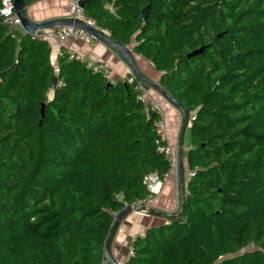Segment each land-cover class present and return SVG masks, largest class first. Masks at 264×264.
I'll use <instances>...</instances> for the list:
<instances>
[{"label":"trees","instance_id":"16d2710c","mask_svg":"<svg viewBox=\"0 0 264 264\" xmlns=\"http://www.w3.org/2000/svg\"><path fill=\"white\" fill-rule=\"evenodd\" d=\"M85 11L195 114L184 214L138 236L128 264H264V0H92ZM15 28L0 25V264L107 263L116 215L149 195L148 175L171 170L159 115L84 63L59 57L56 72L48 40Z\"/></svg>","mask_w":264,"mask_h":264},{"label":"crops","instance_id":"0c3cea01","mask_svg":"<svg viewBox=\"0 0 264 264\" xmlns=\"http://www.w3.org/2000/svg\"><path fill=\"white\" fill-rule=\"evenodd\" d=\"M27 12L29 18L33 21L43 22L68 17L69 5L67 0H29ZM21 32L22 31H19V33ZM48 43L51 49V60L55 66V70H58L59 51L70 50L79 54L89 63H107L109 66L108 79L112 82L125 81L131 72L129 66L120 58L118 53L101 41L94 40L92 42H87L82 39H67L63 44L55 40H48ZM132 55L141 71L153 82L160 85L161 74L155 70L153 65L141 56V54L133 50ZM151 95L163 110L167 126L168 143L174 147L179 144L180 138L178 141L177 138L179 131L181 135L183 113L180 109L170 104L157 91L151 89ZM184 149L186 150L183 154V175L184 181L187 182L190 177L187 162L189 145L186 146L184 144ZM174 150V153H176V147H174ZM178 190L176 169H173L170 171L166 181L154 187V192L156 194L151 203V209L158 213H162V215H144L140 212H136L129 215L121 223L110 247L111 254L117 262L123 264L126 261L129 250L136 237L144 236L146 231L151 227L167 223L169 217L173 213H177L181 210L182 200L180 197V190L177 192Z\"/></svg>","mask_w":264,"mask_h":264},{"label":"water","instance_id":"95a60500","mask_svg":"<svg viewBox=\"0 0 264 264\" xmlns=\"http://www.w3.org/2000/svg\"><path fill=\"white\" fill-rule=\"evenodd\" d=\"M92 0H81L80 5L83 8H86L87 4ZM14 2V11L17 14L18 18L21 21L22 29L24 34H30L32 36H38L42 31L54 29L61 26H74L78 29L84 30L91 35L94 36L95 40L101 41L104 44L112 46L120 58L129 66L131 71L141 80L146 82L151 88L157 91L163 98H165L170 104L175 106L176 108L180 109L183 113V123L181 127V135L178 144L177 150V167H176V174H177V185L180 190V197L182 200L181 210L177 213H173L169 218L175 219L176 217H180L184 214L185 209V188H184V175H183V154H184V140L189 129L190 123V111L189 109L181 104L178 100H176L172 95H170L163 87L153 82L151 79L145 75L139 66L136 64L135 59L132 55V50L130 47L124 45L119 41H115L109 33L105 31H101L100 29L93 27L86 22L74 19L71 17H62L57 19H52L43 22H36L29 18L27 8H28V0H13ZM151 6H146L141 11V21L142 23H146ZM227 34V33H225ZM222 34H219L218 37H221ZM207 49V46H203L188 55V58H193L198 55L204 53ZM59 79L57 76L53 77L52 79V86L53 89L58 87ZM113 84L112 82L109 85ZM45 114V104H42L41 108V116L43 117ZM42 124V119L40 121V125ZM146 211L148 214L151 215H158L161 216L162 213H158L155 210L147 209L145 206H137L136 204L128 205L124 209H122L117 215L115 222L105 240L104 244V255H105V262L108 264H119L111 254L110 246L113 238L116 235V232L121 225V223L131 214Z\"/></svg>","mask_w":264,"mask_h":264},{"label":"built area","instance_id":"2783aa9c","mask_svg":"<svg viewBox=\"0 0 264 264\" xmlns=\"http://www.w3.org/2000/svg\"><path fill=\"white\" fill-rule=\"evenodd\" d=\"M69 5V16L74 19H79L87 24L96 27L103 31L96 22L86 14L85 8L80 5L81 0H67ZM0 25H6L10 27L22 28L21 21L18 18L17 14L14 11V2L13 0H3L2 7L0 8ZM34 38H40L45 40H55L60 44H63L67 39H82L87 42H92L95 40L94 36L90 33L78 29L74 26H61L50 30L42 31L38 36H33ZM67 56L68 60H76L81 63H84L87 68L92 69L94 72L101 73L104 77L108 78L109 75V66L107 63H89L84 58H82L79 54L74 53L70 50H60L59 57ZM58 72V70H55ZM112 82V81H111ZM126 84L132 86L137 93V100L142 102L147 108L151 109L153 112L159 115V119L155 121V129L159 136V140L157 143L166 142L164 145H160L157 149L158 154H162L168 161L170 169H176L177 167V150L178 146H176V153H174V147H172L168 143V135H167V126L164 119V113L159 103L154 99L151 95V88L146 82L139 79L133 71L130 72L129 76L124 81ZM113 84H117L116 82H112ZM154 90V89H153ZM195 119V114L190 113V123ZM170 170V171H171ZM170 171L165 174L163 177L160 176L158 171H155L148 175L145 179L147 188L149 190V195L143 200L135 203L137 206H145L147 209H151V203L154 199L155 192L154 187L166 181L169 176ZM192 173L189 171V176ZM140 213L147 215L146 211H140ZM137 237L135 238V240ZM134 240V241H135ZM134 255V247L129 250L128 258L123 264H128L129 260ZM119 263V262H118ZM120 264V263H119Z\"/></svg>","mask_w":264,"mask_h":264},{"label":"rangeland","instance_id":"374dc122","mask_svg":"<svg viewBox=\"0 0 264 264\" xmlns=\"http://www.w3.org/2000/svg\"><path fill=\"white\" fill-rule=\"evenodd\" d=\"M19 29V28H18ZM15 30H16V28H15ZM179 138H180V131H179V135H178V138H177V141L179 140ZM176 146H178V145H175L174 147H176ZM186 149H184V151H185ZM177 192H179V190L177 191Z\"/></svg>","mask_w":264,"mask_h":264}]
</instances>
